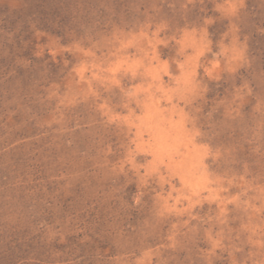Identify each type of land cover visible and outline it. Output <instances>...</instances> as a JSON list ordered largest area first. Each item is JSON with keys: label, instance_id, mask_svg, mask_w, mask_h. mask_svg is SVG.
<instances>
[{"label": "rangeland", "instance_id": "rangeland-1", "mask_svg": "<svg viewBox=\"0 0 264 264\" xmlns=\"http://www.w3.org/2000/svg\"><path fill=\"white\" fill-rule=\"evenodd\" d=\"M0 264H264V0H0Z\"/></svg>", "mask_w": 264, "mask_h": 264}]
</instances>
